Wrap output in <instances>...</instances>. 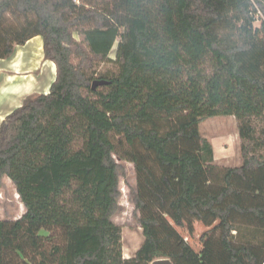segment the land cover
Segmentation results:
<instances>
[{"label": "trees", "instance_id": "trees-1", "mask_svg": "<svg viewBox=\"0 0 264 264\" xmlns=\"http://www.w3.org/2000/svg\"><path fill=\"white\" fill-rule=\"evenodd\" d=\"M35 36L55 78L0 121V181L24 206L0 219V264H262L264 0H0V59ZM219 115L238 165L200 132ZM114 156L136 173L128 258ZM194 221L199 252L177 229Z\"/></svg>", "mask_w": 264, "mask_h": 264}, {"label": "rangeland", "instance_id": "rangeland-1", "mask_svg": "<svg viewBox=\"0 0 264 264\" xmlns=\"http://www.w3.org/2000/svg\"><path fill=\"white\" fill-rule=\"evenodd\" d=\"M260 22L261 18L256 19L254 26H259ZM115 50L116 43L110 51L111 58H115ZM34 51L35 48L32 49V55L35 53ZM37 66L34 64V67ZM39 68L37 67V70ZM37 70L34 72L35 77L38 79L37 81L40 82L45 77L46 79L50 78L48 74L50 70L48 72L46 67H41L38 72ZM199 129L201 134L212 144L216 164L233 166L240 163V137L237 120L234 116L219 115L206 118L200 122ZM114 158L121 166L119 180L121 196L119 198V208L112 219L122 229L123 256L131 257L143 239L131 199V191L136 187V173L132 163L121 160L117 156H114ZM23 210V204L14 185L8 177H3L0 181V219H16L22 214ZM166 216L173 223L168 213ZM192 225V232H189L187 225L181 228L177 227V229L194 250L199 252L203 245L200 235L210 226H206L200 221H194Z\"/></svg>", "mask_w": 264, "mask_h": 264}, {"label": "crops", "instance_id": "crops-1", "mask_svg": "<svg viewBox=\"0 0 264 264\" xmlns=\"http://www.w3.org/2000/svg\"><path fill=\"white\" fill-rule=\"evenodd\" d=\"M34 48L35 53L32 55ZM34 64L38 65V68L39 65L40 68L46 67L48 72L50 70L48 73L50 78L46 79L45 77L40 82L37 81L38 79L34 75L37 67H34ZM54 78L55 65L44 59L40 36L31 38L23 45H16L8 58L0 59V121L12 109L20 106L26 96L48 92Z\"/></svg>", "mask_w": 264, "mask_h": 264}, {"label": "water", "instance_id": "water-1", "mask_svg": "<svg viewBox=\"0 0 264 264\" xmlns=\"http://www.w3.org/2000/svg\"><path fill=\"white\" fill-rule=\"evenodd\" d=\"M105 81L102 80H95L92 82V89H95L98 85L104 84ZM151 264H172V262L167 258H161L154 260Z\"/></svg>", "mask_w": 264, "mask_h": 264}, {"label": "built area", "instance_id": "built-area-1", "mask_svg": "<svg viewBox=\"0 0 264 264\" xmlns=\"http://www.w3.org/2000/svg\"><path fill=\"white\" fill-rule=\"evenodd\" d=\"M262 264H264V260H263Z\"/></svg>", "mask_w": 264, "mask_h": 264}, {"label": "bare ground", "instance_id": "bare-ground-1", "mask_svg": "<svg viewBox=\"0 0 264 264\" xmlns=\"http://www.w3.org/2000/svg\"><path fill=\"white\" fill-rule=\"evenodd\" d=\"M19 82V81H18Z\"/></svg>", "mask_w": 264, "mask_h": 264}]
</instances>
